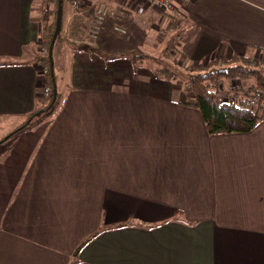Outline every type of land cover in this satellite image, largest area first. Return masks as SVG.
I'll return each instance as SVG.
<instances>
[{
	"label": "crops",
	"instance_id": "1",
	"mask_svg": "<svg viewBox=\"0 0 264 264\" xmlns=\"http://www.w3.org/2000/svg\"><path fill=\"white\" fill-rule=\"evenodd\" d=\"M36 2L0 0V131L13 127L0 139V264H74L101 230L77 264H264V121L210 135L194 95L154 70L168 65L149 60L163 31L146 26L152 13L177 22L168 56L195 68L246 56L264 67V0L142 15L138 0H108L118 19L96 34L95 7L69 13L53 48L61 104L6 139L47 103L50 80L29 54ZM75 16L83 30L69 37Z\"/></svg>",
	"mask_w": 264,
	"mask_h": 264
},
{
	"label": "trees",
	"instance_id": "2",
	"mask_svg": "<svg viewBox=\"0 0 264 264\" xmlns=\"http://www.w3.org/2000/svg\"><path fill=\"white\" fill-rule=\"evenodd\" d=\"M66 1L64 0L63 3L64 9ZM43 8L41 9L40 20L42 22L41 43L44 50L35 56L34 60L48 71L52 95L47 100L43 111L44 114H52L61 104L62 98L60 91H58L57 98L54 96L56 73L55 69L53 70L51 67L52 60L50 57V48L56 30L58 0H46V5ZM84 22V18L75 16L69 28V37H73L76 34L75 32H81ZM64 29L65 15H63L62 30L57 41L62 39ZM138 58L143 59L144 57L139 54L132 55L133 61ZM263 62L264 59H262ZM212 63L214 65H211ZM212 63L205 66V69H203L205 71L201 70L203 67L197 72L194 71V75L189 76L186 82L176 78L174 73H169V71H166L165 78L169 81H175L179 85H184L187 91L194 95L195 102L190 106L195 107L201 113L207 132L210 135L249 134L253 132L264 121V67L253 65L250 56L238 60L237 63L235 62L236 65H230L226 62L221 64L219 62ZM223 80H238L242 83L253 80L255 84L251 85L248 90L253 93L256 106L253 107L249 101L237 103L234 98H230L228 101L223 100L220 94V86ZM37 113L30 115L27 121L10 133L6 139L25 131L34 121ZM124 227L126 226L121 228ZM103 232L104 230L99 231L79 245L74 255V264L79 263V255L82 249Z\"/></svg>",
	"mask_w": 264,
	"mask_h": 264
},
{
	"label": "rangeland",
	"instance_id": "3",
	"mask_svg": "<svg viewBox=\"0 0 264 264\" xmlns=\"http://www.w3.org/2000/svg\"><path fill=\"white\" fill-rule=\"evenodd\" d=\"M130 1L134 2V0H130ZM92 3H95V5ZM100 3H107L108 6H110L113 10H115V11L117 10V8L112 5L113 3L109 4L108 0H87V4L85 5L84 9L82 10L83 13H89V11L91 10V7L96 8V6L99 5ZM45 5H46V0H37L36 4L33 6L34 7V15H35V17L33 19L35 21L38 20L41 22V20H40L41 9ZM89 6H91V7L89 8ZM63 8H64V6H63ZM145 12H146L145 7H141L138 10V14H140V15L144 14ZM170 12L173 13V11H170ZM69 13L70 14L75 13V11H74L73 7L71 6L69 0H67L66 4H65V9H64L65 26H66V17ZM92 13H93V11H92ZM152 14H153V20L148 21V24L146 23V26H148V28H150L149 31L154 30V33H157L156 30L163 31V34H161V36H159L157 34L154 38L157 42H159V40H162V39L163 40L161 41L162 42L161 46H158V43L156 44V42H155L154 49H152L153 50L152 53L149 54L151 56L149 60L153 61V62L159 61V62H163V63L168 64V65H157L156 67H155V65H151V66L157 68L154 70H156V72H161V74L164 75V77H165L166 71H169V73H174V76H176V78H178V79H181L183 82H186V79H188L189 76L194 75V73H195L194 71L197 72V70L201 69V67H203L201 70L205 71V70H203V69H205L204 65H200L199 68L198 67L195 68V67H193V65L185 64L186 60H184V58H182L180 56H176V58H173V56L172 57L168 56V54L171 55L172 50H174V49H172L173 47H171V48H168V47H169L171 41L173 40V38L174 39L177 38V35H178V32L176 33L174 30V29H176L175 27L177 26V22L173 23L170 21L171 23H169L168 20L160 21V18H161L160 16L158 17L156 15V13H152ZM114 17H112L113 18L112 20L118 19L117 16H114ZM151 19H149V20H151ZM112 20H110V21H112ZM93 24H94V20H93ZM119 25H121V23L116 21V24H114V28H115V26H119ZM173 25L175 26L174 28H172ZM109 26H112V25L109 24ZM104 29H106V28L104 27ZM125 31H126V34L129 36V28L125 29ZM39 39H38L39 44L35 48L34 53L33 54L29 53L31 55L30 57H32V59L34 56H37L38 54H40V52H42L44 50L42 47V43H41L42 38L40 37ZM175 41L177 42V39ZM173 42H174V40H173ZM173 44L175 45V43H173ZM255 59H256V57H255ZM212 62H215V61H210L208 63V65H210ZM258 63H259V59L256 60L253 63V65H258ZM211 65H214V64L212 63ZM260 66H262V65H260ZM44 70H47V69L44 68ZM46 77H48V74L46 75ZM254 84H255V82L253 80L248 81L246 83H242L241 81H238V80H223L221 82V86H220L221 97L223 100L226 98L228 100L230 98H234L235 100L239 99V100H237V103H241V101H247V102L248 101L249 102L255 101V99L253 98V95L248 91L249 87L251 85H254ZM255 103H256V101H255ZM255 106H256V104L253 105V107H255ZM39 117H36L34 119V121H37V119H39ZM45 117H47V116H45ZM12 128L13 127H7L5 130L0 131V139L2 138L1 134L4 135L6 132H9V130H13ZM5 138H3V139H5Z\"/></svg>",
	"mask_w": 264,
	"mask_h": 264
},
{
	"label": "built area",
	"instance_id": "4",
	"mask_svg": "<svg viewBox=\"0 0 264 264\" xmlns=\"http://www.w3.org/2000/svg\"><path fill=\"white\" fill-rule=\"evenodd\" d=\"M138 1H140L145 8H157L170 12L174 10L175 4L178 0H138ZM181 1L189 2L190 0H181ZM70 2L72 4L74 11L77 13H82L83 12L82 10L87 4V0H70ZM115 15L116 12L112 10L110 7L106 6L104 3L103 4L100 3L99 5H97L95 9L93 32L95 34L98 33L104 26L107 17L115 16ZM115 30L121 34H126L125 29H123L122 27L117 26L115 27ZM47 74L48 71L43 70V75L46 76ZM51 95H52V88L50 87V85H46L44 89L45 100L46 101L49 100ZM224 100L227 101L228 99L226 98ZM250 103L252 106L256 104L255 101H251Z\"/></svg>",
	"mask_w": 264,
	"mask_h": 264
},
{
	"label": "water",
	"instance_id": "5",
	"mask_svg": "<svg viewBox=\"0 0 264 264\" xmlns=\"http://www.w3.org/2000/svg\"><path fill=\"white\" fill-rule=\"evenodd\" d=\"M63 3H64V0H58V12H57L56 30H55V33H54V36H53V40H52V45H51V48H50V57H51V60H52V63H51L52 69L54 67L53 48H54V45H55V43H56V41H57V39H58V37H59V35L61 33V30H62L63 15H64ZM57 94H58V89H57V86L55 84L54 85V96H55V98H57ZM43 113H44V111H40L36 115H37V117H39Z\"/></svg>",
	"mask_w": 264,
	"mask_h": 264
}]
</instances>
